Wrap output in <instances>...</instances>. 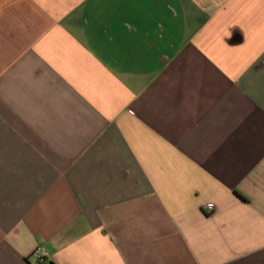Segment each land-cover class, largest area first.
Wrapping results in <instances>:
<instances>
[{"label":"crops","instance_id":"crops-1","mask_svg":"<svg viewBox=\"0 0 264 264\" xmlns=\"http://www.w3.org/2000/svg\"><path fill=\"white\" fill-rule=\"evenodd\" d=\"M0 264H264V0H0Z\"/></svg>","mask_w":264,"mask_h":264},{"label":"built area","instance_id":"built-area-1","mask_svg":"<svg viewBox=\"0 0 264 264\" xmlns=\"http://www.w3.org/2000/svg\"><path fill=\"white\" fill-rule=\"evenodd\" d=\"M34 255L39 261H43L47 256V254L41 250L35 251Z\"/></svg>","mask_w":264,"mask_h":264}]
</instances>
